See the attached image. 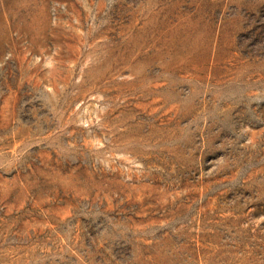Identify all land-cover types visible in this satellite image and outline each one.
Wrapping results in <instances>:
<instances>
[{"label":"rangeland","instance_id":"obj_1","mask_svg":"<svg viewBox=\"0 0 264 264\" xmlns=\"http://www.w3.org/2000/svg\"><path fill=\"white\" fill-rule=\"evenodd\" d=\"M0 264H264V0H0Z\"/></svg>","mask_w":264,"mask_h":264}]
</instances>
